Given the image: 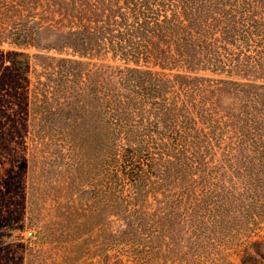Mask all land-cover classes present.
Listing matches in <instances>:
<instances>
[{"label":"trees","instance_id":"obj_1","mask_svg":"<svg viewBox=\"0 0 264 264\" xmlns=\"http://www.w3.org/2000/svg\"><path fill=\"white\" fill-rule=\"evenodd\" d=\"M263 231L264 0H0V264Z\"/></svg>","mask_w":264,"mask_h":264},{"label":"rangeland","instance_id":"obj_2","mask_svg":"<svg viewBox=\"0 0 264 264\" xmlns=\"http://www.w3.org/2000/svg\"><path fill=\"white\" fill-rule=\"evenodd\" d=\"M29 231L33 230L29 229L25 231V237L31 236ZM262 234L264 235V231ZM10 236L0 237V246L5 245ZM199 251L201 252L198 256L196 254L187 256V259H189L188 263L176 256L167 255L166 257L157 256L151 259L149 264H237L241 253V246L239 244H230V242L225 245L215 241L203 244Z\"/></svg>","mask_w":264,"mask_h":264},{"label":"water","instance_id":"obj_3","mask_svg":"<svg viewBox=\"0 0 264 264\" xmlns=\"http://www.w3.org/2000/svg\"><path fill=\"white\" fill-rule=\"evenodd\" d=\"M29 234L32 235L33 234V231H29Z\"/></svg>","mask_w":264,"mask_h":264}]
</instances>
